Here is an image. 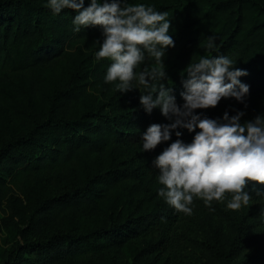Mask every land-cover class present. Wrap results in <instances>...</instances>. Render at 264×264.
Listing matches in <instances>:
<instances>
[{
	"label": "trees",
	"instance_id": "16d2710c",
	"mask_svg": "<svg viewBox=\"0 0 264 264\" xmlns=\"http://www.w3.org/2000/svg\"><path fill=\"white\" fill-rule=\"evenodd\" d=\"M129 2L169 13L175 44L163 62L166 86L169 82L178 105L183 70L207 54L203 44L213 35L218 46L213 55H230L235 67L247 70L239 79L250 86L249 93L243 103L221 98L215 107L195 111L218 118L226 110L230 116L243 110L242 123L264 113V0ZM74 15L67 8L54 14L46 0H0V81L6 73L28 74L35 95L34 73L50 65L72 69L61 85L39 90L43 104L35 117L13 99L0 108V121L8 126L0 130V202L8 185L16 186L23 198L14 193L6 198L8 217L25 218L19 242L0 256V264H264V184L246 185L252 199L241 211L215 200L210 208L197 198L187 215L158 197L161 185L152 161L176 137L173 133L169 141L143 151L141 136L151 124L171 121L159 108L146 113L137 89L120 92L118 81L104 80L111 61L95 56L101 28L81 26L75 32ZM80 75L105 102L100 110L74 118L70 114L84 92L77 84ZM16 120L29 126L12 129ZM177 130L185 142L195 134ZM108 152L122 157L120 163L89 168L91 159ZM45 187L49 190L43 192ZM104 208L109 212L100 219L106 224L82 231L80 224ZM67 218L75 223H58ZM132 242L142 247L131 262L113 255Z\"/></svg>",
	"mask_w": 264,
	"mask_h": 264
},
{
	"label": "clouds",
	"instance_id": "9594fccd",
	"mask_svg": "<svg viewBox=\"0 0 264 264\" xmlns=\"http://www.w3.org/2000/svg\"><path fill=\"white\" fill-rule=\"evenodd\" d=\"M84 5L85 0H46L54 14L75 10V32L81 26H100L102 42H95L99 44L95 56L111 61L104 80L118 81L115 87L120 92L137 89L146 113L159 108L171 121L153 123L141 136L143 151L169 141L173 133L176 137L152 161L161 185L158 197L187 215L193 214L197 198L210 208L214 200L233 210L249 205L252 197L246 185L264 184V113L242 123L243 110L231 116L226 110L218 118L195 111L215 107L221 98L243 103L250 86L239 78L247 70L235 67L237 60L230 55H213L216 38L208 36L203 44L207 54L191 59L183 70V103L178 105L170 83L166 86L163 62L167 49L175 44L169 13L129 0H89ZM177 129L195 134L185 142Z\"/></svg>",
	"mask_w": 264,
	"mask_h": 264
},
{
	"label": "rangeland",
	"instance_id": "374dc122",
	"mask_svg": "<svg viewBox=\"0 0 264 264\" xmlns=\"http://www.w3.org/2000/svg\"><path fill=\"white\" fill-rule=\"evenodd\" d=\"M89 2V0H88ZM72 69L67 65L54 66L50 65L43 68L39 75L33 74V80L36 82L37 89L36 94H31V86H30V76L28 74L22 73H6L2 80L0 81V108L4 105V103H8L11 99L15 100L24 110H26L29 114L35 117L36 114L41 110V105L43 104V100L39 96V90L44 91L46 93L48 90H51L52 87L61 85L69 76ZM81 83V84H80ZM77 84L84 85L83 94L80 98L75 102L73 111L71 112V116L76 118L79 117L83 113H87L89 110H100L102 104L105 102V98L102 95H99L95 90H92V85L90 81L84 79L83 75L79 76L77 80ZM120 97L127 96L125 93H120ZM118 95V96H119ZM134 108L133 106H130ZM14 113V108L11 105L9 108ZM104 111V110H103ZM4 119L0 121V130L6 127L7 124L3 122ZM29 126V122L21 123L19 120H16L12 124V129L16 130H24ZM2 138V137H1ZM122 159V157L114 156L111 152H108L104 157L93 158L89 161V168L93 169L99 163L103 169L109 167L110 163H117ZM120 163V162H119ZM123 167H119L121 169ZM10 178H6V181L9 182ZM47 180L44 178V181ZM17 183H20L19 181ZM58 189L57 186H55ZM8 192L6 193L2 202H0V256L4 255L6 251H8L13 245L19 242L18 232L24 227L23 222L25 218H9V211L6 206V198L13 193L20 198H23L20 190L10 184L8 185ZM49 188L45 187L43 192L48 191ZM52 192L46 194L51 195ZM33 200H36V197L33 196ZM248 208V207H247ZM240 209H236L234 211H241ZM233 210V209H232ZM108 208L101 209L99 211V215L90 217L88 220L83 221L80 224L81 230L87 231L89 228L94 226V224H103L105 220H101L100 216H105L108 214ZM61 225H67L70 227L73 223H75L74 218L71 220L70 218L65 219L63 222L58 221ZM108 225V224H107ZM142 247L139 242L128 243L124 246L121 252H113V255H117L121 261L131 262L133 259V255L138 249Z\"/></svg>",
	"mask_w": 264,
	"mask_h": 264
}]
</instances>
